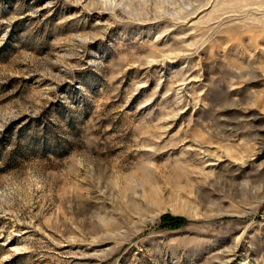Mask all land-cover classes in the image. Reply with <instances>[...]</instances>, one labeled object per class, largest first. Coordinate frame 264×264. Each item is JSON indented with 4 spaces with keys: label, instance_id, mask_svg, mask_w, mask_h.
Listing matches in <instances>:
<instances>
[{
    "label": "rangeland",
    "instance_id": "1",
    "mask_svg": "<svg viewBox=\"0 0 264 264\" xmlns=\"http://www.w3.org/2000/svg\"><path fill=\"white\" fill-rule=\"evenodd\" d=\"M0 264H264V0H0Z\"/></svg>",
    "mask_w": 264,
    "mask_h": 264
}]
</instances>
